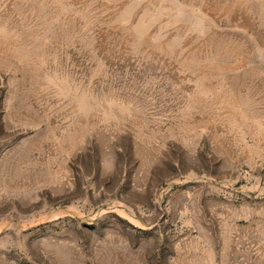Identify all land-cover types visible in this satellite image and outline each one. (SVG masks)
Returning a JSON list of instances; mask_svg holds the SVG:
<instances>
[{
  "label": "rangeland",
  "instance_id": "1",
  "mask_svg": "<svg viewBox=\"0 0 264 264\" xmlns=\"http://www.w3.org/2000/svg\"><path fill=\"white\" fill-rule=\"evenodd\" d=\"M0 264H264V0H0Z\"/></svg>",
  "mask_w": 264,
  "mask_h": 264
}]
</instances>
